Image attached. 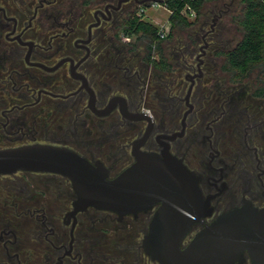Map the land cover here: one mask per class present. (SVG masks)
Instances as JSON below:
<instances>
[{"label":"flooded vegetation","instance_id":"af4514ba","mask_svg":"<svg viewBox=\"0 0 264 264\" xmlns=\"http://www.w3.org/2000/svg\"><path fill=\"white\" fill-rule=\"evenodd\" d=\"M157 1L0 0V151L66 148L114 179L136 162L134 144L151 124L140 151L181 160L212 210L182 239L185 250L230 211L264 212V85L259 70L226 68L231 48L208 52L211 26L177 95L168 34L159 69L158 53L149 61L126 32ZM77 201L62 175H0V264H161L144 249L161 204L121 215ZM232 264H252L249 253Z\"/></svg>","mask_w":264,"mask_h":264},{"label":"water","instance_id":"95a60500","mask_svg":"<svg viewBox=\"0 0 264 264\" xmlns=\"http://www.w3.org/2000/svg\"><path fill=\"white\" fill-rule=\"evenodd\" d=\"M150 131L151 124L134 144L136 162L114 179L75 151L42 145L0 151V175L18 171L62 175L73 185L77 209L95 207L122 215L161 204L144 241L146 254L161 264H232L245 251L252 264H264V212L250 205L222 215L181 250L192 226L210 217L212 210L198 178L181 160L168 151L162 157L140 151Z\"/></svg>","mask_w":264,"mask_h":264},{"label":"trees","instance_id":"16d2710c","mask_svg":"<svg viewBox=\"0 0 264 264\" xmlns=\"http://www.w3.org/2000/svg\"><path fill=\"white\" fill-rule=\"evenodd\" d=\"M217 1L219 0H164L162 4L172 12L168 20L169 40L175 35L176 30L194 26L202 16L203 7ZM239 2L242 9L237 24L242 37L233 48L224 53L226 68L242 77L247 76L254 69L259 70L257 83L264 85V0H239ZM186 5H190L195 10V21L182 15ZM126 32L128 35L137 36L138 41H143L150 53L149 61L154 53H158L159 69L168 67L163 54L162 30L144 21L142 15L135 16L127 22Z\"/></svg>","mask_w":264,"mask_h":264},{"label":"rangeland","instance_id":"374dc122","mask_svg":"<svg viewBox=\"0 0 264 264\" xmlns=\"http://www.w3.org/2000/svg\"><path fill=\"white\" fill-rule=\"evenodd\" d=\"M162 1L159 0L141 7L138 9V13L144 16V21L158 27L167 34L170 13L162 4ZM241 9L242 6L239 0H219L215 3L206 4L202 9V16L198 18L194 26L184 30H176L175 35L169 41L164 42L165 51L176 57L175 85L177 95H179L180 91L186 92L183 88L184 85L188 87L184 79L187 70L185 69V64L189 62L195 65L196 63L189 53H194L195 55L200 53V49L204 46L203 37L210 31L211 26L215 28V32L208 37V42L211 43L208 50L209 53L233 48L241 39L242 33L237 24ZM191 21H195V18ZM131 38L133 40V37ZM141 52L144 53L143 50ZM211 67L215 68L216 66L212 65ZM168 81L166 75L160 74V83L162 85L168 83ZM161 91L164 92V90ZM152 106V103H150L146 108L151 109Z\"/></svg>","mask_w":264,"mask_h":264},{"label":"built area","instance_id":"2783aa9c","mask_svg":"<svg viewBox=\"0 0 264 264\" xmlns=\"http://www.w3.org/2000/svg\"><path fill=\"white\" fill-rule=\"evenodd\" d=\"M192 1H194V0H192ZM164 7L168 10L166 5H164ZM168 11H169V13L171 15L172 12L170 10H168ZM182 15L185 16L186 18H188L189 20H192L193 18H196V12L190 5H186L185 6L184 10L182 11ZM163 35H165L164 31L162 32V36L161 37H163Z\"/></svg>","mask_w":264,"mask_h":264}]
</instances>
